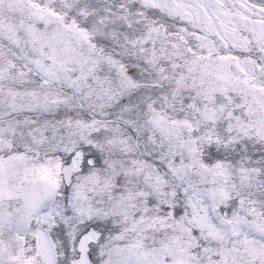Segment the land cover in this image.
<instances>
[{
  "label": "snow or ice",
  "instance_id": "obj_1",
  "mask_svg": "<svg viewBox=\"0 0 264 264\" xmlns=\"http://www.w3.org/2000/svg\"><path fill=\"white\" fill-rule=\"evenodd\" d=\"M0 264H264V0H0Z\"/></svg>",
  "mask_w": 264,
  "mask_h": 264
}]
</instances>
